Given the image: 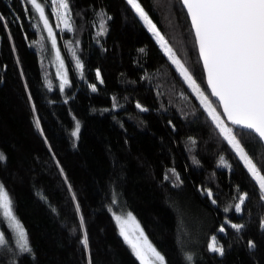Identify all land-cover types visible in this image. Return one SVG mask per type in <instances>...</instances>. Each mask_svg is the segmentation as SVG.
Returning a JSON list of instances; mask_svg holds the SVG:
<instances>
[{
  "label": "trees",
  "instance_id": "trees-1",
  "mask_svg": "<svg viewBox=\"0 0 264 264\" xmlns=\"http://www.w3.org/2000/svg\"><path fill=\"white\" fill-rule=\"evenodd\" d=\"M40 1L51 18V0ZM138 2L221 113L180 0ZM69 5L73 31H56L68 78L61 92L34 10L0 0V184L31 248L20 251L0 209V264H140L114 220L123 213L165 264H190L189 255L191 264H264L258 185L127 0ZM238 139L264 174L259 140ZM213 237L223 256L208 250Z\"/></svg>",
  "mask_w": 264,
  "mask_h": 264
},
{
  "label": "snow or ice",
  "instance_id": "snow-or-ice-1",
  "mask_svg": "<svg viewBox=\"0 0 264 264\" xmlns=\"http://www.w3.org/2000/svg\"><path fill=\"white\" fill-rule=\"evenodd\" d=\"M27 2L39 14L44 28L48 31L49 38L52 39L53 48H55V38L49 27L43 6L38 0H27ZM53 3L58 6L56 16L63 24L64 30L73 31L69 0H53ZM180 3L186 9L191 21L208 89L211 91V96L218 101L219 108L223 110L222 113L213 106V102L205 95V90L196 82L190 69L177 58L172 47L168 45L165 37L141 3L138 0H127V4L143 21L148 31L160 44L165 55L188 83L224 140L244 162L259 187L261 200H264V174L246 153L241 140L238 139V136L242 134L254 135L260 142H264V0H180ZM100 15L106 14L101 13ZM2 19L3 17L0 16V20ZM107 19L111 20V17L108 16ZM100 28L101 31L98 35H104L107 28L103 20H101ZM56 58L60 60L59 52H57ZM60 67L63 68V61L60 62ZM76 67L82 68L79 60L76 61ZM99 75L97 72L98 78ZM58 76L60 91L63 92L68 85L67 74L59 72ZM100 82L103 83L102 80ZM92 91H96L95 86H92ZM136 107L141 112L146 111L139 104ZM221 116L226 117L227 121L235 126V129L242 130V132L228 127ZM36 126L39 127V121L36 122ZM79 130L80 125L77 122L71 135L77 137ZM5 160V155L0 152V162ZM220 165L228 167L223 156L220 157ZM172 171L173 175H176L175 171ZM165 178L167 179V177ZM176 179H180L178 175H176ZM207 195L211 199L212 191L208 190ZM245 200L246 194L239 196V203L234 206L237 213L241 212V206L244 205ZM212 202L216 203L215 200ZM0 209L3 210V215L10 221L11 227L17 234V245L20 251L22 253L30 252L26 231L13 213L12 201L3 184H0ZM225 211L228 209L226 208ZM115 219L120 229V235L130 245L140 264H155V262L164 264V257L149 243L131 213L127 215L126 220L119 216H116ZM129 222L134 227L130 226ZM83 226L84 222L81 219V228ZM230 226L237 233L243 228V225L235 223ZM261 228L264 230V220L261 221ZM219 231L225 232V228L222 226ZM4 244L5 236L0 233V246ZM82 244L85 248L88 247L86 236L82 240ZM254 247L255 245L250 241L249 248ZM208 250L220 256L225 254L224 248L217 243L216 237L212 238ZM186 259L191 264L192 257L189 255Z\"/></svg>",
  "mask_w": 264,
  "mask_h": 264
},
{
  "label": "rangeland",
  "instance_id": "rangeland-1",
  "mask_svg": "<svg viewBox=\"0 0 264 264\" xmlns=\"http://www.w3.org/2000/svg\"><path fill=\"white\" fill-rule=\"evenodd\" d=\"M27 1V0H26ZM38 2L39 3H41V1L40 0H38ZM29 3V2H28ZM51 5H50V10H49V12H51V15H52V17L51 18H53V19H51L50 18V16L46 13V10H45V7H44V5L41 3V5L43 6V8H44V12H45V16L47 17V19H48V24H49V27H50V29H51V31H52V33H53V36H54V38H55V44H56V47L55 48H53V45H52V39L51 38H49V34H48V31L44 28V24H43V22L40 20V17H39V14L36 12V10L32 7V5L30 4V6L32 7V9L34 10V12H35V14H36V17H37V20H38V22H39V25H40V28H41V30H42V32H43V34L45 35V37H46V39H47V41H48V44H49V47H50V50H51V53H50V55H51V63H52V67H53V69H54V71H55V74H56V77L58 78V81H59V83H60V78H59V76H58V73L59 72H62V73H66V67H65V64H64V60H63V58H62V55L60 54V52H59V49H58V42H57V39H56V31H65L64 30V26H63V24H61L60 22H59V20L57 19V16H56V11H57V5H54V3H53V0H51ZM136 14V13H135ZM137 16V15H136ZM138 17V16H137ZM138 19H139V21L142 23V25L147 29V27L144 25V23H143V21H141L140 20V18L138 17ZM52 20H53V22H52ZM148 30V29H147ZM149 32V31H148ZM151 35H152V37L154 38V40H155V42L157 43V45L159 46V48L161 49V51L163 52V54L165 55V53H164V51H163V49L160 47V44L157 42V40H156V38L153 36V34L151 33V32H149ZM57 52H59V56H60V60H57V58H56V54H57ZM166 57H167V55H165ZM168 58V57H167ZM61 61H63V68L61 69V67H60V62ZM74 64H76V62H74ZM175 66V65H174ZM176 68V67H175ZM177 70V69H176ZM178 72V71H177ZM179 73V72H178ZM67 74V73H66ZM179 75H180V73H179ZM181 76V75H180ZM181 78L184 80V78L181 76ZM184 82L186 83V85L188 86V83L184 80ZM92 86H94V85H91V87ZM188 88L191 90V88L188 86ZM192 91V90H191ZM193 92V91H192ZM195 95V94H194ZM196 96V95H195ZM196 98H197V96H196ZM197 100L199 101V99L197 98ZM199 103H200V101H199ZM201 104V103H200ZM202 106V105H201ZM203 107V106H202ZM203 109H204V107H203ZM227 142V141H226ZM230 146V145H229ZM231 147V146H230ZM232 148V147H231ZM239 157V156H238ZM240 159V158H239ZM240 161L242 162V164H243V166H244V168L247 170V168L245 167V165H244V162L240 159ZM247 172H248V170H247ZM249 173V172H248ZM250 174V173H249ZM251 175V174H250ZM252 177V176H251ZM256 182V181H255ZM2 210V209H1ZM2 213H3V210H2ZM129 213H123V214H121V215H118V214H115L114 215V220H115V222H116V224H117V221H116V219H115V217L116 216H119V217H121L122 219H124V220H126L127 219V215H128ZM5 217V216H4ZM5 219H6V221L8 222V224H9V226L11 227V224H10V221L5 217ZM135 222H136V220H135ZM136 224H138L137 222H136ZM129 225L130 226H132V227H134V225H131V222H129ZM117 227H118V229H119V226H118V224H117ZM139 228H140V226H139ZM11 229L13 230V228L11 227ZM141 229V228H140ZM14 231V230H13ZM15 232V231H14ZM119 233H120V229H119ZM137 235H138V233H137ZM122 237V236H121ZM122 239H123V237H122ZM124 240V239H123ZM212 242V241H211ZM127 244V243H126ZM129 247H130V245L129 244H127ZM130 249H131V247H130ZM131 251H132V249H131ZM133 252V251H132ZM134 254V253H133ZM136 257V256H135ZM137 258V257H136ZM154 259V258H153ZM139 261V260H138ZM140 262V261H139ZM155 264H158V262H155ZM165 264V263H164Z\"/></svg>",
  "mask_w": 264,
  "mask_h": 264
},
{
  "label": "water",
  "instance_id": "water-1",
  "mask_svg": "<svg viewBox=\"0 0 264 264\" xmlns=\"http://www.w3.org/2000/svg\"><path fill=\"white\" fill-rule=\"evenodd\" d=\"M181 6H182V8L184 9V11H185V13H186V15H187V11H186V9L183 7L182 4H181ZM187 18H188V21H189V24H190V27H191V21H190V18L188 17V15H187ZM191 30H192V28H191ZM192 34H193V36H194V40H195V35H194V32H193V31H192ZM195 45H196V44H195ZM196 48H197V54H198V57H199V51H198V47H197V45H196ZM199 61H200V59H199ZM200 64H201V67H202V70H203V74H204V77H205V85H206V89H207V91H208L210 97L212 98V100H213L215 103L218 104V101H216L215 97H212V96H211V91H210V89H208L207 79H206V74H205L204 69H203V63H202V61H200ZM220 111H221V113H222V111H223L222 108H220ZM222 117H223V119L225 120V122L227 123V125H229L230 127H233V128L235 129V126H232V125L227 121V118H226V117H224V116H222ZM235 130L242 131V130H239V129H235ZM259 142H260V141H259ZM260 143H261V145H262V147H263V149H264V142H260Z\"/></svg>",
  "mask_w": 264,
  "mask_h": 264
}]
</instances>
